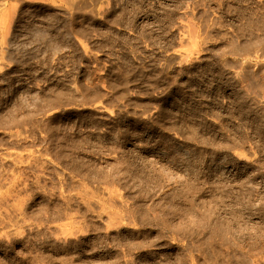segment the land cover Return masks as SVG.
Instances as JSON below:
<instances>
[{
  "label": "rangeland",
  "instance_id": "374dc122",
  "mask_svg": "<svg viewBox=\"0 0 264 264\" xmlns=\"http://www.w3.org/2000/svg\"><path fill=\"white\" fill-rule=\"evenodd\" d=\"M0 264H264V0H0Z\"/></svg>",
  "mask_w": 264,
  "mask_h": 264
}]
</instances>
